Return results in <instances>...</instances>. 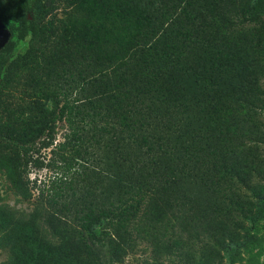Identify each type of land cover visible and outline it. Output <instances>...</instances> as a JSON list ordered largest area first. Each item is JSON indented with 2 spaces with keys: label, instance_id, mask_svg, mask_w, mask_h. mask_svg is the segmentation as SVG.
Segmentation results:
<instances>
[{
  "label": "trees",
  "instance_id": "16d2710c",
  "mask_svg": "<svg viewBox=\"0 0 264 264\" xmlns=\"http://www.w3.org/2000/svg\"><path fill=\"white\" fill-rule=\"evenodd\" d=\"M62 1L17 0L27 46L0 49V170L25 196L51 153L43 208L0 204L1 264H110L167 227L237 249L264 202V0Z\"/></svg>",
  "mask_w": 264,
  "mask_h": 264
},
{
  "label": "rangeland",
  "instance_id": "374dc122",
  "mask_svg": "<svg viewBox=\"0 0 264 264\" xmlns=\"http://www.w3.org/2000/svg\"><path fill=\"white\" fill-rule=\"evenodd\" d=\"M42 3L48 10V20L55 22L64 18L65 6L62 0H42ZM17 5V0H0V24L9 33V39L2 47L6 46L3 54L11 51L13 54H17L23 52L27 46L28 37H22L20 24L14 14ZM262 83L264 87V81ZM263 114V111H258L254 116L264 124ZM65 132V124L62 121H57L54 129V144L63 141ZM261 132L264 135V127ZM261 146L264 148V145ZM49 150L33 149L30 153V157L33 161L35 160V163L27 166L24 173L23 181L28 182L29 188V192L24 193L25 196L23 195L24 188L13 184L7 173L0 170V204L10 207L22 216H27L35 209L43 208V204L38 200L37 189L43 188L40 182L47 180L50 175L46 168L51 155ZM34 181H36V187L39 186V188L33 187ZM256 215L258 217L254 223L244 222L243 228L237 231L239 240L237 249L227 247V251L224 252L219 249L217 244L208 240L191 239L188 233L182 235L181 249L171 248L173 236L167 227L168 232L162 230L158 234L159 241L151 243L146 238L136 239L128 254L119 261H113L110 264H264V202L259 204ZM177 228L175 231H178ZM96 231L99 232L100 229ZM47 236L52 242H57L61 238L59 235L50 234V230H48ZM211 250H215L216 253ZM6 259V252L0 250V264Z\"/></svg>",
  "mask_w": 264,
  "mask_h": 264
},
{
  "label": "water",
  "instance_id": "95a60500",
  "mask_svg": "<svg viewBox=\"0 0 264 264\" xmlns=\"http://www.w3.org/2000/svg\"><path fill=\"white\" fill-rule=\"evenodd\" d=\"M9 39L8 31L0 24V49L7 43Z\"/></svg>",
  "mask_w": 264,
  "mask_h": 264
}]
</instances>
